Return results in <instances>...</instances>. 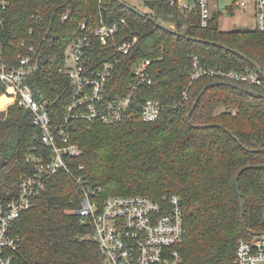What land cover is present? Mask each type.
<instances>
[{"label": "trees", "instance_id": "trees-1", "mask_svg": "<svg viewBox=\"0 0 264 264\" xmlns=\"http://www.w3.org/2000/svg\"><path fill=\"white\" fill-rule=\"evenodd\" d=\"M145 5L150 11H141L142 16L124 0H11L0 40L11 36L20 51L30 28L36 30L42 62L34 86L54 100L52 110L63 121L73 91L59 71L66 46L81 34L82 22L124 19L116 40L133 41V48L119 54L111 44L99 55L101 62L114 65L109 94L124 93L134 67L150 59L152 83L141 87L140 98L159 100L167 109L151 122L137 115L97 123L90 130L78 128L73 142L83 155L75 160V173L100 186L103 196H179L185 235L178 264H235L239 239L264 234V89L219 75L190 84L191 57L225 71L259 67L264 76V32L223 31L219 13L203 27L196 10L187 14L169 0H145ZM67 9L69 18L62 22ZM229 10L234 13V6ZM219 81L226 83L214 84ZM185 91L188 99L183 101ZM43 149L29 109L0 108L1 199L17 195L21 178L34 169L28 157ZM82 196L69 174L54 175L12 226L20 237L21 262L100 260L98 245L83 238L92 234V225L74 212Z\"/></svg>", "mask_w": 264, "mask_h": 264}, {"label": "built area", "instance_id": "built-area-1", "mask_svg": "<svg viewBox=\"0 0 264 264\" xmlns=\"http://www.w3.org/2000/svg\"><path fill=\"white\" fill-rule=\"evenodd\" d=\"M11 0H0V24ZM170 5L191 13L196 10L203 27L212 16L210 0H169ZM252 5L256 12V27L264 32V0H241L239 5ZM62 22L69 18V12ZM126 21L113 24L82 22L81 34L70 41L64 50V61L59 69L72 86L70 103L63 121L52 110L54 100L34 86L42 62L41 42L36 30L30 28L21 41L22 50H15L11 36L0 40V98H8L0 108L8 110L16 105L29 109L33 124L40 130L42 151L32 153L28 160L34 169L20 181L18 193L10 200L0 198V264H178L180 247L184 242V214L179 196L156 200L146 195L103 196L102 188L90 184L75 173V160L83 155L82 148L73 142L72 133L78 128L92 129L97 123L113 124L135 116L144 121L157 120L167 109L159 100L140 98L141 87L152 83L151 60L135 66L127 90L111 95L108 80L113 63L99 58L104 47L113 45L119 54H127L135 42L116 40L120 27ZM58 37V36H56ZM191 80L203 76L228 78L232 81L255 85L264 89V76L259 71H225L204 66L198 56L191 57ZM188 99L184 92L183 101ZM80 121V122H78ZM79 166L78 169H82ZM59 172L69 174L81 187L80 207L75 209L83 222L93 227L92 234L83 238L94 241L99 248L100 260L88 263H24L18 258L20 237L12 226L31 208L34 200L46 191L51 179ZM235 264H264V234L239 239L235 250Z\"/></svg>", "mask_w": 264, "mask_h": 264}, {"label": "rangeland", "instance_id": "rangeland-1", "mask_svg": "<svg viewBox=\"0 0 264 264\" xmlns=\"http://www.w3.org/2000/svg\"><path fill=\"white\" fill-rule=\"evenodd\" d=\"M130 6L142 12H149L145 0H124ZM241 0H210V11L212 14L219 13V27L223 31L250 30L256 27V12L250 4L244 8L239 5ZM234 6V13L229 7Z\"/></svg>", "mask_w": 264, "mask_h": 264}, {"label": "water", "instance_id": "water-1", "mask_svg": "<svg viewBox=\"0 0 264 264\" xmlns=\"http://www.w3.org/2000/svg\"><path fill=\"white\" fill-rule=\"evenodd\" d=\"M129 7L131 8V9H133L134 11H136L138 14H140V15H142V16H145V14L144 13H142L141 11H139L138 9H136L135 7H132V6H130L129 5ZM159 25V24H158ZM257 70L262 74V71H261V69L258 67L257 68ZM226 82H224V81H219V82H216V83H214L215 85H219V84H225ZM238 88L239 89H241V90H243V91H247L249 94H255V95H257V96H262V94H260V93H257V92H255V91H253V90H251V89H246V88H244V87H240V86H238ZM189 116H190V114H189ZM242 172V171H241ZM237 187L239 188V185H238V178H237Z\"/></svg>", "mask_w": 264, "mask_h": 264}, {"label": "bare ground", "instance_id": "bare-ground-1", "mask_svg": "<svg viewBox=\"0 0 264 264\" xmlns=\"http://www.w3.org/2000/svg\"><path fill=\"white\" fill-rule=\"evenodd\" d=\"M8 100L7 97L3 96L0 98V104H3L4 102H6Z\"/></svg>", "mask_w": 264, "mask_h": 264}]
</instances>
